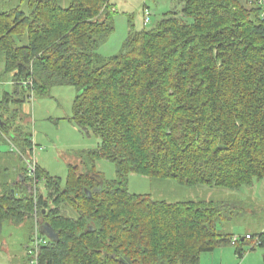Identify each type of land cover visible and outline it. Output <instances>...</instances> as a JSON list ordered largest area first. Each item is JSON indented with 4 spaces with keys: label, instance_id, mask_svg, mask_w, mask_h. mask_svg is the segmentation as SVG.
<instances>
[{
    "label": "trees",
    "instance_id": "16d2710c",
    "mask_svg": "<svg viewBox=\"0 0 264 264\" xmlns=\"http://www.w3.org/2000/svg\"><path fill=\"white\" fill-rule=\"evenodd\" d=\"M15 1L0 10L2 74L12 86L0 96V141L31 155V136L15 126L22 104L69 86L71 122L98 142L64 182L36 165L34 178L24 169L21 181L0 184V229L38 217L35 264H200L230 245L218 223L241 216L238 202L153 200L130 193L128 181L237 193L264 179V0H173L179 12L131 28L108 58L98 49L114 30L111 0H0ZM100 159L114 165V179L90 165ZM16 184L28 192L16 196ZM248 236L264 249V231ZM236 245L242 258L243 241Z\"/></svg>",
    "mask_w": 264,
    "mask_h": 264
},
{
    "label": "rangeland",
    "instance_id": "374dc122",
    "mask_svg": "<svg viewBox=\"0 0 264 264\" xmlns=\"http://www.w3.org/2000/svg\"><path fill=\"white\" fill-rule=\"evenodd\" d=\"M115 14L114 30L107 41L98 49V53L105 58L118 54L121 46L127 38L131 28L136 31L151 29L164 13L179 12L181 7L173 0H111ZM10 2H0V10H8L16 5ZM65 5V2L62 3ZM149 14V23L144 25V12ZM0 58V96L3 92H11L8 75L2 74L3 61ZM76 96V90L69 86L53 87L46 96L32 95L21 106V122L17 121L16 127L22 131V137L30 135L34 144L31 156L23 148H12V144L6 139L0 141V184L17 182V174L26 169L27 160L34 159L36 165L52 177H58L63 182L67 176L70 165L88 163L81 156L82 151L95 148L98 139L89 133H83L70 120L72 115V103ZM22 151V152H21ZM93 169L106 180L115 178L114 165L104 159L93 164ZM89 165V167H90ZM28 186V185H27ZM25 186L23 192H28ZM19 184L14 186L16 196L22 194ZM40 191H44L42 184L38 185ZM130 193L149 195L153 200L165 202L186 201H236L243 212L232 222H219L218 228L225 232L231 227L235 234L243 237L246 233L258 234L264 230V179L255 182L252 187L242 188L237 193H229L222 189L196 187L189 188L178 185L172 181L151 180L147 177L130 174L128 181ZM239 208V209H240ZM37 224L40 219L37 217ZM35 217L26 220L22 224L5 222L0 229V264H35L26 260L27 253L33 251L34 243L29 238L34 235ZM251 243L243 242L244 260L236 258V264H263L264 249L255 247L250 250ZM236 244L216 247L212 252L204 253L202 264H206L211 257L219 255L220 250H231L234 255ZM249 255V258H246ZM29 257V256H28ZM226 258V257H225ZM226 259L217 257L215 262L225 264ZM227 263V261H226ZM211 264V262L209 263Z\"/></svg>",
    "mask_w": 264,
    "mask_h": 264
},
{
    "label": "built area",
    "instance_id": "2783aa9c",
    "mask_svg": "<svg viewBox=\"0 0 264 264\" xmlns=\"http://www.w3.org/2000/svg\"><path fill=\"white\" fill-rule=\"evenodd\" d=\"M143 23L144 25L148 24L149 23V14L145 11L144 12V17H143ZM12 148L14 149V147L12 146ZM33 152V151H32ZM31 156H33L31 154ZM26 169H27V174L34 178L35 177V171H36V163L34 161V159L26 162ZM37 221V218L35 216V222ZM34 238H32V242L34 243V248H33V251L31 252V254L34 256L35 258V254H36V250H37V247H38V244L41 243V239H40V236H39V232H38V225H37V222L35 223V229H34V235H33ZM245 239L246 240H252V243H251V246H257L259 244L258 240L257 239H251L248 235L245 236ZM238 241V238L237 237H232L231 238V243L232 244H236ZM250 246V248H251ZM35 261V259H34ZM32 264V262H31Z\"/></svg>",
    "mask_w": 264,
    "mask_h": 264
},
{
    "label": "crops",
    "instance_id": "0c3cea01",
    "mask_svg": "<svg viewBox=\"0 0 264 264\" xmlns=\"http://www.w3.org/2000/svg\"><path fill=\"white\" fill-rule=\"evenodd\" d=\"M17 176H19L18 178H17V181H21V177H20V175H18L17 174ZM228 232V234H232L233 235V237H237L238 239H240V241H243V242H248V241H244L243 240V238L246 236V235H248V234H250V233H246L243 237H241L240 236V234H235V232L234 231H236L235 229H233L232 227H231V229L230 230H227ZM264 231V230H263ZM262 231V232H263ZM250 243V242H249ZM230 245H234V244H230ZM251 246V245H250ZM215 251V250H214ZM213 251V252H214ZM219 255H217V256H215V257H211L210 258V260H207L205 263L206 264H209L210 262H211V264H222V262H215L216 261V259H217V257H222V259H226L225 260V264H236V258L238 257L237 256V254L234 252V255L232 254V251L231 250H220L219 251V253H218ZM204 256H209V255H204V254H201V256H200V264H202L201 262H202V260H203V258H208V257H204ZM226 257V258H225ZM239 258V257H238ZM246 258H249V255H247V257ZM209 259V258H208ZM241 259V261H243L244 260V256L242 257V258H240ZM226 261H227V263H226ZM243 262H245V261H243Z\"/></svg>",
    "mask_w": 264,
    "mask_h": 264
},
{
    "label": "water",
    "instance_id": "95a60500",
    "mask_svg": "<svg viewBox=\"0 0 264 264\" xmlns=\"http://www.w3.org/2000/svg\"><path fill=\"white\" fill-rule=\"evenodd\" d=\"M43 232H44L45 236L51 240H54L56 238V235L54 234V232L52 231V229L50 227L44 226Z\"/></svg>",
    "mask_w": 264,
    "mask_h": 264
}]
</instances>
